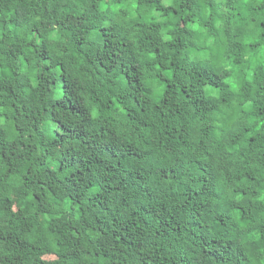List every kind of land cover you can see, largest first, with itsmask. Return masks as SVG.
<instances>
[{
  "label": "clouds",
  "instance_id": "9594fccd",
  "mask_svg": "<svg viewBox=\"0 0 264 264\" xmlns=\"http://www.w3.org/2000/svg\"><path fill=\"white\" fill-rule=\"evenodd\" d=\"M0 264H264V0H0Z\"/></svg>",
  "mask_w": 264,
  "mask_h": 264
}]
</instances>
